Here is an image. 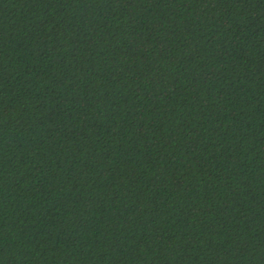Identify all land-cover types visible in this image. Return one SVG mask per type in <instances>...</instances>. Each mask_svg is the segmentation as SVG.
Wrapping results in <instances>:
<instances>
[{
    "label": "trees",
    "instance_id": "16d2710c",
    "mask_svg": "<svg viewBox=\"0 0 264 264\" xmlns=\"http://www.w3.org/2000/svg\"><path fill=\"white\" fill-rule=\"evenodd\" d=\"M0 264H264V0H0Z\"/></svg>",
    "mask_w": 264,
    "mask_h": 264
}]
</instances>
